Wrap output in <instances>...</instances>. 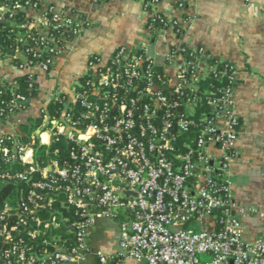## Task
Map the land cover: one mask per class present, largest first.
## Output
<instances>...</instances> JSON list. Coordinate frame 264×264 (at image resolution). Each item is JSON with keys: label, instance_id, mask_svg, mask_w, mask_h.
<instances>
[{"label": "built area", "instance_id": "built-area-1", "mask_svg": "<svg viewBox=\"0 0 264 264\" xmlns=\"http://www.w3.org/2000/svg\"><path fill=\"white\" fill-rule=\"evenodd\" d=\"M163 1L144 3L148 31L181 34L191 19L160 12ZM29 9L41 13L28 18ZM82 25L49 0H0V30H22L12 56L20 70L48 73ZM151 49L146 40L92 55L72 99L51 94L26 140L2 125L32 99L1 101L0 264H202L201 255L203 264H264V236L240 231L256 210L236 204L227 177L240 131L234 66L203 46L168 45L161 59ZM25 74L32 91L35 74Z\"/></svg>", "mask_w": 264, "mask_h": 264}, {"label": "crops", "instance_id": "crops-1", "mask_svg": "<svg viewBox=\"0 0 264 264\" xmlns=\"http://www.w3.org/2000/svg\"><path fill=\"white\" fill-rule=\"evenodd\" d=\"M49 1L57 10L80 20L83 30L54 58L48 73L38 67L20 70L12 56L0 60L3 84L33 72L38 86L28 110L13 116L2 130L21 134L22 124L34 125L40 106L54 89L70 101L92 55L105 59L120 45L134 46L146 40L157 59L168 51V45L203 46L211 57L232 64L236 70L232 110L240 120V131L237 156L230 162L227 177L232 182L236 204L256 210L241 218L242 238L253 241L264 236V0H185L182 10L176 8L177 0H165L158 7L160 12L181 20L191 19L179 35L173 29L150 34L144 0ZM40 13L29 9L26 17L35 18ZM114 250L105 249L109 255Z\"/></svg>", "mask_w": 264, "mask_h": 264}, {"label": "trees", "instance_id": "trees-1", "mask_svg": "<svg viewBox=\"0 0 264 264\" xmlns=\"http://www.w3.org/2000/svg\"><path fill=\"white\" fill-rule=\"evenodd\" d=\"M150 0H144V3L148 2ZM25 16V13L19 12L16 18L18 21H21L23 17ZM157 28H159V25H155ZM18 32H22L21 29L14 28L11 26H7L6 28L0 30V47L2 48L3 51V56H13L14 53V48L16 46L15 39L17 38ZM16 61V60H15ZM212 61H216L215 59H212ZM29 77L28 74H24L21 76H18L14 79L12 83H6L4 82V86H2L0 89L2 90V93L0 94V103L1 101H8L11 99L12 93H20L24 94L26 97L29 99H33L37 96L38 93V86L37 84L34 85V88L32 91H28V84H29ZM213 82L214 85H220V82L208 79L207 82ZM48 108L51 112L52 115H55L56 113H60V111L63 108L62 104H49ZM1 118V116H0ZM39 121V118L35 120L34 125L31 124H22L20 126L21 130V138L23 140L28 139V134L30 131L35 127V123ZM33 124V123H32ZM38 151H39V146H38ZM7 195L6 192H0V203L6 199Z\"/></svg>", "mask_w": 264, "mask_h": 264}, {"label": "rangeland", "instance_id": "rangeland-1", "mask_svg": "<svg viewBox=\"0 0 264 264\" xmlns=\"http://www.w3.org/2000/svg\"><path fill=\"white\" fill-rule=\"evenodd\" d=\"M58 90L57 89H54V92H53V94H52V98L54 99L56 96H58L59 94H58ZM106 229H109L110 228V225L109 224H107V226L105 227ZM187 228H194V229H196V230H199V228L196 226V225H194V224H189L188 226H187ZM101 238H104V240L105 241H107V242H105V243H103L104 245H103V248L104 249H107V248H110V247H108V238H109V236L107 235V233H102L101 234ZM200 260L202 261V264H203V262L205 263V262H207V261H210V257L209 256H206V255H201L200 256Z\"/></svg>", "mask_w": 264, "mask_h": 264}, {"label": "water", "instance_id": "water-1", "mask_svg": "<svg viewBox=\"0 0 264 264\" xmlns=\"http://www.w3.org/2000/svg\"><path fill=\"white\" fill-rule=\"evenodd\" d=\"M154 40H155V37H153V38H152V42H153ZM21 59H22V60H24V58H23V57H21Z\"/></svg>", "mask_w": 264, "mask_h": 264}]
</instances>
